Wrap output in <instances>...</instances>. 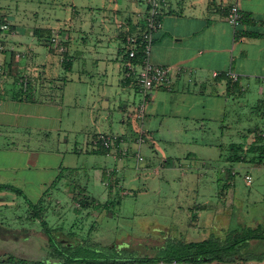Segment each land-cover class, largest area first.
<instances>
[{"label": "crops", "instance_id": "1", "mask_svg": "<svg viewBox=\"0 0 264 264\" xmlns=\"http://www.w3.org/2000/svg\"><path fill=\"white\" fill-rule=\"evenodd\" d=\"M233 1L162 0V26L155 33L152 61L169 68L170 81L169 87L155 88L147 99L143 124L152 140L157 132L167 144L181 142V136H188L189 123L195 125L193 128L203 130L207 122L216 121L222 138L227 137L230 141L221 144L222 147L229 146L226 157L229 161L232 146L251 144L255 140V129H262L259 122H264V0L241 2L242 23L236 30L227 19ZM49 3V0H17L13 5L17 12L12 13L1 5L0 184L17 187L24 194L30 193L34 186L44 188L42 192H45L51 186L49 183L65 170L64 152L46 147L51 137L57 136L58 143L69 144L71 133L89 129V121L92 126L113 129L129 124L136 116V111L132 112V106L127 102L128 88L134 85L133 81L122 77L123 49L109 48L105 58H101L100 45L87 47L86 37H74L73 31L85 33L73 25L74 16H78L76 6L72 4L71 17L51 16ZM139 4L138 14L120 25L117 34L120 42L125 43L129 32L142 28V16L148 9L149 0H139ZM61 9L64 11L65 7ZM55 31L59 34L58 41H65L64 45L62 42L65 52L57 50V44L50 43ZM230 70L239 75L238 82L224 75ZM215 72L220 75L215 77ZM251 87L258 94L256 106H249L254 108L250 111L254 117L248 118L251 124L238 127L244 132L235 142L231 132L234 127L227 122L228 114L233 112L234 104L247 106L248 96L245 101L236 98L239 91ZM86 114L88 117L80 128L79 122ZM103 134L116 133L113 130L110 133H86V155L96 157V150L104 149L93 143ZM122 138L123 142L113 145L105 153V157L117 165L126 156L135 154V146L125 135ZM214 145L218 144H210ZM191 155L192 152L187 153L188 157ZM137 156L139 158V154ZM174 159L180 160L173 156L163 159V168L173 166ZM98 172L109 175L113 170L107 168ZM4 202L6 198H0V203ZM107 206L83 205L81 209L88 211L95 207L105 213Z\"/></svg>", "mask_w": 264, "mask_h": 264}, {"label": "rangeland", "instance_id": "2", "mask_svg": "<svg viewBox=\"0 0 264 264\" xmlns=\"http://www.w3.org/2000/svg\"><path fill=\"white\" fill-rule=\"evenodd\" d=\"M16 2L17 0H0V14L3 11L1 5L6 11L14 12L13 5ZM49 2L48 13L51 16L62 14L63 17H71L72 4L76 6L78 16H74L73 25L85 33L73 31L74 37H86L87 47L96 48L100 45L98 53L101 58H105L109 48L120 47L123 51L127 49L126 43L120 42L117 34L120 25H125L137 15L141 6L139 0ZM62 7H65L64 11ZM54 36L58 42L57 50L65 52V41L62 40L63 45L58 41V31H55ZM121 64L122 77L126 79L123 61ZM132 83L134 85L128 88L127 102L131 104L133 112L137 111L135 108L144 100V95ZM67 96L69 97L68 94ZM247 96V106L239 107L234 104L233 112L228 114L227 122H231L234 127L231 132L235 142L238 135L244 132L238 127L251 124L248 118L254 117L250 112L254 108L249 107L256 106L258 94L254 88L239 91L236 99L245 101ZM87 117L86 114V118L79 122L80 128ZM89 123V129L71 133L69 144L58 143L57 136L49 139L47 148H58L64 152L65 170L58 179L49 183L51 186L55 185L50 186L45 191L46 194L42 192L44 188L35 186L30 193L25 194L33 203L44 198V202L40 204L43 205L40 211L42 219L50 227L62 230L58 233H64L73 243H78L71 250L78 256L95 257L96 251L93 248H103V255H106L111 253L108 250L111 247L117 251L125 249L127 256L155 257L167 241H201L211 236L221 238L231 229L264 224V158H257L261 150L255 153V158L254 155L248 156L243 163L227 161L229 146L222 147L221 144L230 141L227 137L222 138L216 121L207 122L203 130H197L192 127L194 124L189 123L188 136H181V142L175 141L172 144L163 142L157 132L152 140L148 133L147 141L142 145L137 143V139L142 128L146 131L147 128L137 116L120 128L116 126L111 129L100 125L95 127L92 122ZM259 124L264 129V122ZM112 130L116 134L106 135H125L130 140L129 143L135 146L134 155L126 156L120 165L102 153H96V157L86 155V133H110ZM259 134L258 132L256 135ZM213 143L219 147L210 146ZM188 152H192L190 157L187 156ZM138 154L143 158L139 164ZM169 156L180 160L174 159L173 166L163 168V159ZM107 168L113 170V173L104 175L103 172L99 175L98 171H105ZM229 172L234 179L228 183ZM247 174L252 176L250 185L245 179ZM4 191L0 190V198H6V202L0 203V259L12 255L32 261H53L54 255L45 229L41 222L29 218L28 213L34 214L26 206L29 204L16 192ZM83 205L109 206L102 213L95 207L88 211L81 209ZM251 251L255 256L247 262L264 264V242L252 241ZM215 263L243 264L245 261Z\"/></svg>", "mask_w": 264, "mask_h": 264}, {"label": "trees", "instance_id": "3", "mask_svg": "<svg viewBox=\"0 0 264 264\" xmlns=\"http://www.w3.org/2000/svg\"><path fill=\"white\" fill-rule=\"evenodd\" d=\"M258 132L260 134L256 135ZM254 133L256 135L255 140L249 147L248 144L244 145L242 143L232 146L233 154L228 158L230 162L243 163L244 161H247L248 156L252 155H254L255 158V153L258 152V150H261L260 155L257 156V158H259L258 160L264 158V129L258 127L255 129ZM255 146H258V148H255ZM96 152L105 154L108 150L99 149L96 150ZM229 173L230 176L227 179L228 183L234 179L232 173ZM54 185L55 184L52 186ZM0 190L14 191L26 200L29 204L26 206L30 207L34 213H28L30 216L29 218H33V221L35 222H41L42 227L47 233L50 247L56 251L53 259L60 260V264H200L215 261L221 263H233L237 260L247 262L251 257L255 256L251 251V242H264V224L258 223L255 227L242 226L240 228L231 229L221 238L211 236L201 241H167L166 245L160 249L159 254L155 257L127 256L124 250L117 251L116 248L111 247H109V249L107 248L111 253L106 255H103V248H93L95 249L94 251H96L95 257L78 256L77 253L71 251L72 248H67L58 241V238L62 235V233L58 232L62 230L56 229L52 226L50 227L49 223L42 219L40 211L43 208V205L40 204L44 202V198L40 199L37 203H33L26 197L23 191L17 187L0 184ZM55 232H57V234ZM86 250L89 251L88 249ZM30 261L32 260L17 258L12 255L0 259V263H27Z\"/></svg>", "mask_w": 264, "mask_h": 264}, {"label": "built area", "instance_id": "4", "mask_svg": "<svg viewBox=\"0 0 264 264\" xmlns=\"http://www.w3.org/2000/svg\"><path fill=\"white\" fill-rule=\"evenodd\" d=\"M243 0H234L230 5L229 12L227 15L228 22L236 30L242 23V12L241 2ZM161 2L162 0H149V6L145 14L142 16V28L134 32H129L125 36V43L127 49L124 50L123 65L126 79L131 80L135 83L139 92L144 95V100L136 111V116L139 119H144L146 112L147 99L149 94L157 87L165 86L169 87V73L168 67L155 64L152 61V50L154 45L155 33L161 28ZM1 27V25H0ZM51 44L58 45L55 38L51 39ZM3 49V40L0 33V53ZM0 66V72H2ZM220 73L215 72L214 76H219ZM228 79L233 82L239 81V75L233 71H227L224 74ZM148 133L142 128L141 135L137 139V143L142 145L146 143ZM123 142V138L114 135H100L93 140L95 147H103L104 149L110 150L113 145L118 142ZM140 161L142 157L138 158ZM247 183L252 184V176L246 175ZM200 264H219L215 262H205ZM240 264V263H233ZM243 264H250L245 262Z\"/></svg>", "mask_w": 264, "mask_h": 264}, {"label": "flooded vegetation", "instance_id": "5", "mask_svg": "<svg viewBox=\"0 0 264 264\" xmlns=\"http://www.w3.org/2000/svg\"><path fill=\"white\" fill-rule=\"evenodd\" d=\"M58 241L62 244V245H64L65 247H67V248H75V245H77L78 243L77 242H72V241H70V239L69 238H67V237H65L64 235H61L59 238H58ZM116 247V246H115ZM118 248V250H120V248H119V246L117 247ZM52 249V248H51ZM122 250H125V249H122ZM52 251H53V253H52V255H55L56 254V251L54 250V249H52ZM51 253V252H50Z\"/></svg>", "mask_w": 264, "mask_h": 264}]
</instances>
